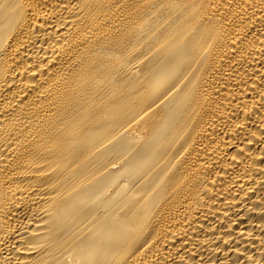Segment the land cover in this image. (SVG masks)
Segmentation results:
<instances>
[{"label": "bare ground", "instance_id": "obj_1", "mask_svg": "<svg viewBox=\"0 0 264 264\" xmlns=\"http://www.w3.org/2000/svg\"><path fill=\"white\" fill-rule=\"evenodd\" d=\"M0 264H264V0H0Z\"/></svg>", "mask_w": 264, "mask_h": 264}]
</instances>
